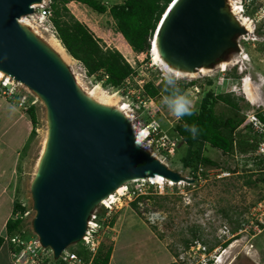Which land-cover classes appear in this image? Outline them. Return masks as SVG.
Returning a JSON list of instances; mask_svg holds the SVG:
<instances>
[{
  "label": "rangeland",
  "instance_id": "obj_1",
  "mask_svg": "<svg viewBox=\"0 0 264 264\" xmlns=\"http://www.w3.org/2000/svg\"><path fill=\"white\" fill-rule=\"evenodd\" d=\"M99 1L107 7V12L100 13L77 1L69 2L67 7L72 15L90 28L106 48L120 50L135 67L136 73L121 87H111L104 83L105 77L88 75L83 64L73 58L67 50L71 61L66 60L62 52L53 48L69 64L77 82L86 92L98 86L101 92L114 95L107 99L97 93L96 100L107 102L109 106H125V110L133 116L134 124L139 129L158 123L163 131L178 136L176 126L180 120L163 105V95L148 100L143 88L144 83L149 80L163 85L164 76L171 72L163 70L160 64L153 61L150 50L149 53L134 51L116 30L109 8L124 0ZM231 1L239 5L242 0ZM243 3L245 11L241 16H248L252 22V31H247L239 37L241 48L224 60L228 63L237 60L238 65L230 63L226 67L216 66L211 71L200 74L195 72L193 75L181 77L179 82L195 80L199 85V91L190 87L185 92L195 108H198L208 92L232 93L240 97V116L244 118L240 131L247 136L253 135L254 132L246 122L247 115L263 108L261 105L258 108L257 104H264V0H243ZM36 25L40 32L38 35L48 42V38L53 35L44 28L50 26V22L39 21ZM147 55L148 62L145 61ZM240 65L244 68L243 72L239 69ZM225 68L227 69L224 70ZM243 77L246 83L242 82ZM246 84L251 88L253 101L247 99L243 92ZM0 91V104L3 107L7 105L14 111L18 109L17 116L24 118L29 128L27 138L30 145L22 152L15 194V201H22L28 212L21 227L29 235L32 233V220L35 216L31 182L48 131L46 107L27 86L16 81L12 82L7 92H4L0 85ZM30 104L36 106L38 114L39 123L35 133L27 112ZM233 111L223 102L216 105L219 115L229 116ZM258 139L259 146L255 150L250 146L243 149L236 146L232 153H224L207 142L198 141L193 149L219 165L201 163L196 171L195 161L193 165L185 166L183 159L189 154V146L178 136V149L173 154H157L172 169L195 181L166 186L163 194L155 193L156 187L153 185L146 186V192L152 197L141 201L138 208L132 205L135 198L127 195L117 196L111 211L103 205H98L97 213L100 215L101 227L97 228V246L102 245L103 252L110 246L115 248L112 264H264V181L258 179L262 174L260 170L264 169V164L261 166L258 161L259 156L264 155V132ZM250 174L256 182L247 185L245 181ZM144 183L148 184V181ZM11 216L13 217L12 213ZM196 234L201 236L198 241ZM229 239L230 243L225 247L223 244ZM189 240L192 243L187 246L186 241ZM204 246H213V249L206 251ZM83 247V242L79 241L68 246L66 250L76 251ZM216 258L222 259V262H215Z\"/></svg>",
  "mask_w": 264,
  "mask_h": 264
},
{
  "label": "water",
  "instance_id": "obj_2",
  "mask_svg": "<svg viewBox=\"0 0 264 264\" xmlns=\"http://www.w3.org/2000/svg\"><path fill=\"white\" fill-rule=\"evenodd\" d=\"M42 1L0 0V70L46 107L47 140L31 182L32 228L59 258L86 235L101 201L126 183L156 175L195 180L138 144L131 119L88 95L60 53L20 21ZM246 32L228 0H173L154 42L170 68L193 73L238 51Z\"/></svg>",
  "mask_w": 264,
  "mask_h": 264
},
{
  "label": "trees",
  "instance_id": "obj_3",
  "mask_svg": "<svg viewBox=\"0 0 264 264\" xmlns=\"http://www.w3.org/2000/svg\"><path fill=\"white\" fill-rule=\"evenodd\" d=\"M71 1L87 4L100 13H105L108 10L99 0H52V22L57 29V38L61 41L68 53L83 64L88 75L97 74V77H105L104 83L106 85L121 87L128 78L136 73L135 67L127 60L120 50L116 48H106L85 23L70 13L67 4ZM172 1L173 0H124L122 3L112 5L109 8V13L115 21L116 30L123 35L133 50L140 53H149L157 26ZM145 61H149L148 55ZM195 83V80H191L187 83L182 80L179 82V87L185 93L187 87ZM3 88L6 90L8 86H3ZM143 88L144 95L147 94L148 97L155 98L158 95L164 96L166 94L164 93V83L160 86L155 84L152 80H149L144 83ZM240 99V97L232 93L215 94L214 92H208L202 98L198 108H195L196 110L193 115H186L180 119L176 126V132L189 146V154L183 159L185 166L193 165L196 162L197 171L199 169L198 164L201 163L204 165H219L208 156H202L199 151L193 149L198 141L207 142L211 146L222 150L224 153H232L236 146H239L241 149L250 146L254 150L259 146L258 138L261 137L262 133L254 131L252 132L253 135L247 134V136H244L246 134L240 131V127L244 123V118L240 116ZM219 102H223L230 106L234 110L233 113L229 116L219 115L216 112V105ZM27 112L33 122V131L35 133L36 126L39 123L36 106L30 104L27 108ZM257 114L264 122V111L258 110ZM186 124L188 126H196L197 133L195 137H193V134L185 127ZM249 129H252V127H249ZM258 161L262 166L264 164V155L259 156ZM260 171H262V174L258 179L259 181H264V169ZM255 182L251 174L245 181L247 185ZM151 197L150 194L139 195L132 201V205L138 208V204L141 201ZM25 211L26 207L23 202L18 200L15 201L13 215L16 213H19V215L17 218L11 217L8 220L7 233L14 234L17 231H22L21 224L24 219L22 215ZM98 216L100 217L99 214ZM99 217L98 220L100 219ZM22 233L23 236H27L30 239V234L27 235L23 231ZM195 236L197 237L196 241L201 237L200 234H196ZM4 240V236H0V248ZM229 241L230 239L225 241L223 245L227 247L230 243ZM186 243L187 246H190L192 241L189 240L186 241ZM204 243L206 242L204 241ZM19 249V247H15L13 251H18ZM113 249L114 248L110 246L103 252L102 245H100L94 254L93 251L86 249L84 246L83 249L81 248L75 252L86 264H109ZM212 249L213 246L209 248L205 247L206 251H211ZM41 256L43 258L41 264L66 263L63 256L55 258L53 252L50 251L48 253V250L44 251ZM171 264L177 263L173 262Z\"/></svg>",
  "mask_w": 264,
  "mask_h": 264
},
{
  "label": "built area",
  "instance_id": "obj_4",
  "mask_svg": "<svg viewBox=\"0 0 264 264\" xmlns=\"http://www.w3.org/2000/svg\"><path fill=\"white\" fill-rule=\"evenodd\" d=\"M51 4H52V0H43L41 3L35 4V6H33L34 12L26 16H23L22 18H20V21L23 23H29L31 25L30 27L33 30H37V32L40 33L36 25L37 22L48 20L50 22V26L48 27L45 26V30H48V32H51L53 36H57V29L54 23L52 22ZM238 7L241 13L245 11L243 0L240 2ZM230 63L232 64L234 63L235 65L237 63V60L236 62L234 60V61H231ZM200 73H203V72H199V70L196 72V74H200ZM13 81L14 80L10 79L9 77H5V78L0 77V85L2 87L12 85ZM242 82L246 83V79L242 78ZM190 87H192L196 91H199L200 89L199 85L196 83L189 85L187 88L189 89ZM4 92H7V90H4ZM149 99L152 100V97H148V100ZM257 105H258L257 106L258 108L263 106V108L259 110L264 111V104H257ZM257 111L258 110L252 111L251 113H249L246 117V122L250 127H252V129L255 132L262 133L264 132V122L258 116ZM142 131L145 132V142L143 143V147L148 149L155 156L159 157L157 153L161 155L173 154L175 150H177L178 144H179L178 136L172 135L168 132L163 131V129L158 123L155 125L150 124L148 126H144L142 128ZM135 135H136V140H137V134L135 133ZM146 181H148V184L144 183ZM152 185L156 187L155 193L157 194L165 193L166 184H164L163 181L153 182L147 179H137V180H134L126 184L121 193H114L116 194L114 200H112L111 198L109 199V197L111 196L110 195L106 199L102 200L100 205H103L106 209L111 211L113 210V205L116 202L117 196L121 197V196L127 195L129 197L136 198L139 195L148 194L149 192H146V186H152ZM18 215L19 213H16L15 218H17ZM27 215H28V212L26 210L23 213L22 217L25 218L27 217ZM98 217L99 216H98L97 208H96L91 214L87 233L82 238V242L84 246L87 249H90L91 251H93L94 254L96 253L99 247L97 246V242H96V239L98 237L96 233L97 228L101 227V223L99 222ZM10 240L14 242L16 245L23 247V250L21 253H16L14 251L12 252L13 256L16 257L17 262L22 259L25 252L28 258L24 260L23 264H41L43 262V258L41 255L44 251H46V248L41 245L39 237L31 236L30 239L26 240V239L20 238L19 236H14V237H11ZM61 256H63V259L66 261L65 264H86V262L75 251H69L65 249V251H63Z\"/></svg>",
  "mask_w": 264,
  "mask_h": 264
},
{
  "label": "crops",
  "instance_id": "obj_5",
  "mask_svg": "<svg viewBox=\"0 0 264 264\" xmlns=\"http://www.w3.org/2000/svg\"><path fill=\"white\" fill-rule=\"evenodd\" d=\"M16 111L7 105L0 106V236L6 235L7 222L12 217L11 213L13 215L14 212L19 163L22 160V152L30 145L27 138L29 128L26 125V120L21 119L19 114L17 116ZM12 247L15 249V246L8 241L3 242L0 248V264L24 263L22 259L20 262L15 261ZM114 256L115 248L109 264L113 263Z\"/></svg>",
  "mask_w": 264,
  "mask_h": 264
},
{
  "label": "bare ground",
  "instance_id": "obj_6",
  "mask_svg": "<svg viewBox=\"0 0 264 264\" xmlns=\"http://www.w3.org/2000/svg\"><path fill=\"white\" fill-rule=\"evenodd\" d=\"M229 1V0H228ZM229 4H230V8L232 9V12H233V14L238 18V20L241 22V24L246 28V30L247 31H249V32H251L252 31V22L250 21V19L248 18V16L247 15H243V16H241L242 15V13H241V11L239 10V7H238V5H237V3L235 4V3H233L231 0L229 1ZM35 6V5H34ZM239 15L241 16V17H239ZM25 22V21H24ZM25 24H27V25H29V26H31L29 23H25ZM42 27V26H41ZM45 29V28H44ZM36 34H38V32H37V30H33ZM40 36V35H39ZM48 43L52 46V47H54V48H56V49H58L60 52H62V56L64 57V58H67L66 60H69V61H71V56H69L67 53H66V49L62 46V44L60 43V40H58L55 36L53 37V36H50V38H48ZM152 57H153V61L155 62V63H158V64H160L161 65V67H162V69L163 70H165V71H167V72H175V73H178L179 74V76L180 77H183V76H188L189 74L191 75H193V74H195V72H193V73H185V72H181V71H177V70H174V69H172V68H170L164 61H163V59L161 58V56H160V53H159V51H158V48H157V43L156 42H154V45H153V50H152ZM228 64H230V63H228V62H226V61H222V62H220L218 65H217V67H221L222 68V66H224V67H226ZM212 70V68H205V67H203V68H200L199 69V72H207V71H211ZM0 76L2 77V76H5V74H4V72L3 71H1L0 70ZM78 84H79V82H78ZM248 84H249V81H248ZM80 85V84H79ZM87 89V88H86ZM85 91V90H84ZM243 92H244V94L247 96V99H249V100H252L253 101V95L251 96L250 95V93H251V88H250V86H248L247 84L244 86V90H243ZM88 95H90L92 98H94L95 99V97H96V94L97 93H100V94H102L103 96H101V97H105V98H107V99H110V98H112L114 95H109V94H107L106 92H101L100 91V88L97 86V87H95L92 91H90V92H86ZM96 100V99H95ZM98 101V100H97ZM98 102H101V103H103V104H107V102H104V101H102V100H99ZM110 104V103H109ZM117 108L119 109V110H122L130 119H131V121H132V123H133V126H134V130H135V133L137 134V142H138V144H140L141 146H143V143L145 142V132L144 131H142V129H139V128H137V126L134 124V118H133V116L129 113V111H127V110H125L126 109V107L125 106H122V104L121 105H119V106H117ZM46 140H47V135H46V138H45V141H44V146H43V150H44V148H45V144H46ZM43 150H42V152H43ZM40 159V158H39ZM38 165V164H37ZM147 180H151V181H153V182H160V181H164V182H166V181H169L171 184H175L176 182H173V181H171V180H167L166 178H164L162 175H156V176H154V177H150V178H146ZM124 186L125 185H123V186H121L119 189H117L116 190V192L117 193H121L122 191H123V189H124ZM115 195L116 194H113V195H111L110 197H109V199L111 198H113V199H115ZM108 200V199H107ZM87 249V248H86ZM219 262H222V259H220V260H218Z\"/></svg>",
  "mask_w": 264,
  "mask_h": 264
},
{
  "label": "clouds",
  "instance_id": "obj_7",
  "mask_svg": "<svg viewBox=\"0 0 264 264\" xmlns=\"http://www.w3.org/2000/svg\"><path fill=\"white\" fill-rule=\"evenodd\" d=\"M34 6V5H33ZM57 37V36H56ZM153 45H154V38L151 42V54H152V50H153ZM241 48V47H240ZM244 59V58H243ZM230 63V62H229ZM239 61H237V63L235 64L238 65ZM240 68V71L243 72L244 71V68L243 66H239ZM227 68H225L224 70H226ZM1 77V76H0ZM5 77H9L10 79H12L10 76L8 75H5V76H2V78H5ZM245 78V77H243ZM181 77L179 76L178 73H175V72H171L167 75L164 76L163 80H164V93H166L164 96H163V100H162V103L163 105L168 109V111L177 119V120H180L182 119L184 116H191L195 113V105L193 103V101L188 97L187 94H185L181 88L179 87V81H180ZM14 80V79H12ZM242 80V78H241ZM15 81V80H14ZM17 82V81H16ZM20 83V82H18ZM22 84V83H21ZM11 85H8V89ZM25 86V85H24ZM3 88V87H2ZM4 89V88H3ZM6 89V90H8ZM5 90V89H4ZM247 97V96H246ZM251 102V101H250ZM185 127L193 134V137H195L196 133H197V129H196V126L195 125H192V126H188L187 124L185 125ZM162 160V159H161ZM165 178V177H164ZM168 180V179H167ZM134 181V180H133ZM132 182V181H131ZM164 182V181H163ZM130 183V182H128ZM126 183V184H128ZM125 184V185H126ZM164 184H166V186H170L172 185L169 181H166L164 182ZM114 193H117L116 191ZM113 193V194H114ZM111 194V195H113ZM110 196V195H109ZM108 196V197H109ZM106 199V198H105ZM104 200V199H103ZM100 205V204H99ZM98 207V206H97ZM96 207V208H97ZM108 210V209H107ZM16 215V214H15ZM15 215L13 217H15ZM25 219V218H24ZM32 230V233L30 234L31 236H37L38 235L33 231V228L31 229ZM24 233H25V230H22ZM17 231L16 233L14 234H9V233H6V235L4 236V241H8L9 243H11V245L15 246V247H19L20 249L18 251H14L16 253H21L22 250H23V247L21 246H18L16 245L14 242H12L10 240L11 237H14V236H19L20 238H23V239H26L28 240L29 238H25L23 236V233ZM30 236V238H31ZM82 241V240H81ZM46 250H48L49 252L52 251L51 249L49 250L48 248H46ZM53 252V251H52ZM15 261H16V257L13 256ZM24 257V259H23ZM22 257V260L24 261L27 257V254L26 252L24 253ZM219 260V258H216L215 259V262H217ZM17 262V261H16ZM20 262V261H18Z\"/></svg>",
  "mask_w": 264,
  "mask_h": 264
}]
</instances>
